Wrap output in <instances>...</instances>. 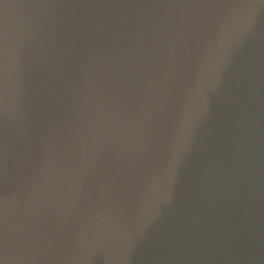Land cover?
Wrapping results in <instances>:
<instances>
[{
    "label": "water",
    "instance_id": "95a60500",
    "mask_svg": "<svg viewBox=\"0 0 264 264\" xmlns=\"http://www.w3.org/2000/svg\"><path fill=\"white\" fill-rule=\"evenodd\" d=\"M0 264H264V0H0Z\"/></svg>",
    "mask_w": 264,
    "mask_h": 264
}]
</instances>
